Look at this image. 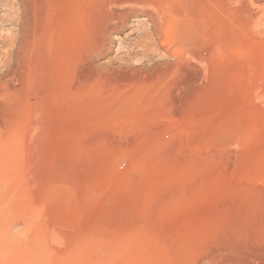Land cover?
<instances>
[{"label": "rangeland", "instance_id": "1", "mask_svg": "<svg viewBox=\"0 0 264 264\" xmlns=\"http://www.w3.org/2000/svg\"><path fill=\"white\" fill-rule=\"evenodd\" d=\"M0 264H264V0H0Z\"/></svg>", "mask_w": 264, "mask_h": 264}, {"label": "bare ground", "instance_id": "2", "mask_svg": "<svg viewBox=\"0 0 264 264\" xmlns=\"http://www.w3.org/2000/svg\"><path fill=\"white\" fill-rule=\"evenodd\" d=\"M190 34V33H189ZM174 36V35H173ZM166 40V39H165ZM182 41H184V40H182ZM180 45V44H179ZM20 50V49H19ZM182 50V49H181ZM180 49H178V51L177 52H180L181 51ZM21 52V51H20ZM176 54V53H175ZM177 56V55H176ZM179 60V59H178ZM12 73V72H11Z\"/></svg>", "mask_w": 264, "mask_h": 264}]
</instances>
